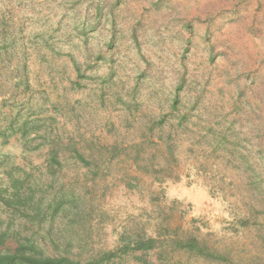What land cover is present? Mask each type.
Returning <instances> with one entry per match:
<instances>
[{
  "label": "rangeland",
  "instance_id": "rangeland-1",
  "mask_svg": "<svg viewBox=\"0 0 264 264\" xmlns=\"http://www.w3.org/2000/svg\"><path fill=\"white\" fill-rule=\"evenodd\" d=\"M15 192L0 230L48 253L264 264V0H0V196ZM137 239L155 246L124 252Z\"/></svg>",
  "mask_w": 264,
  "mask_h": 264
},
{
  "label": "trees",
  "instance_id": "trees-1",
  "mask_svg": "<svg viewBox=\"0 0 264 264\" xmlns=\"http://www.w3.org/2000/svg\"><path fill=\"white\" fill-rule=\"evenodd\" d=\"M8 129L12 133H21L22 136H26L24 132V125H18L17 128L14 127V123H10ZM3 134V133H1ZM76 158L82 160L80 154L75 155ZM48 160L55 164H60L58 162V155L53 150L48 153ZM21 196L18 193H14L11 197L6 198L0 196V203L4 206L10 207L15 203L21 202ZM61 204V201L56 203L53 208L55 211ZM35 210L39 208L35 207ZM34 210V211H35ZM45 243L46 238L42 237L40 239ZM13 242L14 247H9L6 242ZM55 247L50 253L44 251V248L37 246L35 238L28 235H22V233H8V231L0 230V264H107L114 258V253L104 252L99 253L96 256L82 257V255H73L69 248H59L51 239ZM155 246V240L153 239H137L129 240L124 246V252L126 251H148L152 250ZM183 249L189 251L202 252V247L196 239L190 238L186 240L182 245Z\"/></svg>",
  "mask_w": 264,
  "mask_h": 264
}]
</instances>
